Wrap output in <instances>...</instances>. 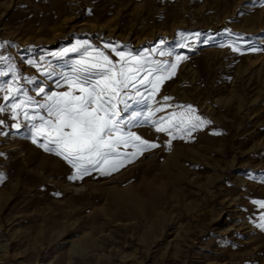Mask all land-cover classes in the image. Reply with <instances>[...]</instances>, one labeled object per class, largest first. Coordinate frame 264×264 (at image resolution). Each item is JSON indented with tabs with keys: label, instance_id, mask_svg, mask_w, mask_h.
Returning <instances> with one entry per match:
<instances>
[{
	"label": "rangeland",
	"instance_id": "1",
	"mask_svg": "<svg viewBox=\"0 0 264 264\" xmlns=\"http://www.w3.org/2000/svg\"><path fill=\"white\" fill-rule=\"evenodd\" d=\"M78 40L92 55L118 62L124 52L159 69L154 98L119 106L125 120L151 108L156 123L124 131L158 147L133 157L137 149L121 145L123 166L73 180L43 137L33 143L39 119L0 112V264H264V208L254 203L264 201V0H0V88L21 89L9 101L0 91V106L25 92L42 104L39 87L67 91L61 75L84 49L53 54ZM189 105L211 123L181 125Z\"/></svg>",
	"mask_w": 264,
	"mask_h": 264
},
{
	"label": "snow or ice",
	"instance_id": "2",
	"mask_svg": "<svg viewBox=\"0 0 264 264\" xmlns=\"http://www.w3.org/2000/svg\"><path fill=\"white\" fill-rule=\"evenodd\" d=\"M189 35L199 39L201 33ZM237 39L243 38L237 37ZM203 42L207 43L208 41L204 40ZM85 45H87V41L81 42L78 40L73 47L65 48L63 52L53 54L63 56L68 52H79L82 48L84 49L82 57L74 62L71 75H61V79L67 84V91L45 94V89L39 87L37 94L44 95V103L42 104L25 92L24 99L18 103L14 102L0 106V112L10 109L13 118H16L23 110L26 120L39 119L40 123L38 125L33 124L32 127L34 133L33 143H37V137H43V143L39 146L45 151L54 152L56 155L63 157L76 170V174L69 177L73 180L82 179L84 175L90 173V169L108 175L112 170H117L123 166V160L116 159L120 155L118 149L121 145L128 147L131 144L132 147L136 148L137 151L130 154L133 157L144 150L158 147L157 144L142 139L134 132L124 131L125 127L141 120L156 123L151 121L153 115L151 108H148L146 113L144 111L133 112L125 120L121 117L119 106L122 104L124 110H127L131 107L128 103L130 100L143 103L150 97L154 98L155 91L159 90V83L164 77L156 76L154 79H150V77L159 69H146L144 65L147 61L130 54H128L130 58L126 59L124 52H116V55L121 58L118 62H114L108 55L98 49H93L96 54L92 55ZM2 46L0 45V47ZM104 47L109 48L112 46L105 44ZM112 50L116 51L115 48H112ZM232 50L235 52L241 51L239 47H232ZM250 50L256 51L257 49L253 47ZM167 54L171 55L172 53ZM160 55H165V53L161 52ZM184 58L176 57L177 61ZM0 60H7V57L0 56ZM28 63L39 68V65L33 60H28ZM152 63L157 64L159 62L153 61ZM176 66V64L171 65V75L175 74ZM9 72L12 73L13 81L19 79L14 65L9 66ZM142 72L144 75L140 77ZM45 74L48 76L53 75V73L46 70ZM6 75H8V72L0 70V77ZM57 83L59 84V81ZM138 84L145 86L146 90L147 85H151L153 91L145 97L139 91ZM133 90L134 94H130L133 93ZM0 91L7 93L3 99L9 101L15 100L21 89L8 84L6 88H0ZM136 97L141 99L137 101ZM164 99L168 100L170 98L164 97ZM31 105H35L36 111L34 115L30 116L26 109ZM39 109H43L47 115H41ZM161 110L157 109V111ZM194 113L195 109L191 105L187 106V113L179 114V123L190 126L193 130L211 123V121L194 115ZM172 116L176 117L177 114L173 113ZM2 123L0 121V124ZM173 126V121L169 120L168 127ZM15 127L19 128L20 125L17 124ZM156 131L164 132L167 131V128L162 124H158ZM124 155L128 156L129 154L124 153ZM254 203L264 208V201H255ZM257 227L264 229V215L261 216V223Z\"/></svg>",
	"mask_w": 264,
	"mask_h": 264
}]
</instances>
